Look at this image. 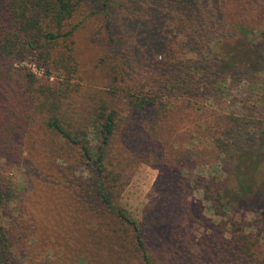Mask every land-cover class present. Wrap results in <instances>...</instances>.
I'll list each match as a JSON object with an SVG mask.
<instances>
[{
    "label": "rangeland",
    "instance_id": "obj_1",
    "mask_svg": "<svg viewBox=\"0 0 264 264\" xmlns=\"http://www.w3.org/2000/svg\"><path fill=\"white\" fill-rule=\"evenodd\" d=\"M108 1L113 6L102 10L99 0H81L67 21L66 30L72 33L61 46L71 55L66 61L75 67L70 77L46 67L35 54L14 62V69L32 75L38 84L62 88L61 113L71 124L88 118L97 106L115 113L102 175L104 180L117 172L125 175L113 204L139 224L154 264H264V73L249 81L242 75L226 77L192 95L177 90L176 95L161 97L154 91L157 87L167 93L175 83L172 77H182L175 66L192 72L188 66L208 59V54L179 47L183 38L178 37L182 27L177 31V14L170 4L162 6L158 12L165 47L152 61H160L158 56H165L169 47L175 65L155 84L151 61L140 55L145 31L134 20L147 6L137 11L131 3L132 12L130 4L122 8L123 0ZM204 12L216 23L215 33L228 31L218 22L236 27L232 37L207 45L210 55L223 59H217L222 64L231 53L249 64L253 53L244 51L240 41L264 45V0H206ZM109 39L117 47L109 45ZM113 74L116 86L132 88L154 106L137 111L130 94H109ZM97 123L90 118L77 136L90 154L98 145ZM37 131L34 125L23 139L30 154L22 164L0 167L5 263L112 264L113 255L117 264L126 258L131 264L133 257L139 263L132 240L127 239L124 248L116 244L118 226L104 214L93 191V166H85L81 153L59 138L41 139ZM206 187L223 215L203 198Z\"/></svg>",
    "mask_w": 264,
    "mask_h": 264
},
{
    "label": "trees",
    "instance_id": "obj_2",
    "mask_svg": "<svg viewBox=\"0 0 264 264\" xmlns=\"http://www.w3.org/2000/svg\"><path fill=\"white\" fill-rule=\"evenodd\" d=\"M80 1L0 0V164L14 168L28 158L30 149L25 146L23 139L34 130V125L37 126V136H40L41 139L44 137H49L51 140L59 138L63 145L81 153L80 159L85 166H93L91 171L93 170L96 174V185L93 191L102 204L104 214L110 215L118 226L116 244H120L124 248V242L127 239L132 240V243L135 244V251L139 254V263L137 264H154V261H151L147 255L144 242L141 240L139 224L113 204V200L124 186L125 175L123 172H117L115 175L106 176L105 180L102 175L106 147L114 131L115 113L107 110V107L97 106L98 108L95 107L91 110L88 118L71 124L70 120H64L61 113L63 111L62 88L57 90L48 84H38L32 75L22 74L13 67L14 62L30 60L31 56L35 54L36 59L46 67L59 70L63 72V76L70 77V74L75 71V67L66 61L72 60V58L66 53V47L61 44L64 45L65 40L72 33V31L66 30L67 21L74 17ZM122 2V8L125 9L126 4H130L129 9L132 12L134 11L132 4L137 11L140 10L139 7L142 8V5H146L148 8L137 13L139 17H135L134 20H137L145 31L146 45L144 44L140 55L145 60L151 61V71L157 76L153 81L155 84L161 76L167 75L169 67L175 65H172V53L169 47L166 49L165 56H158L160 61H152L154 56L159 55V51L165 47L163 19L161 18L162 14L158 12L162 6L170 4L177 14V31L182 27L178 37L183 38V43H180L179 47H183L188 52H196V54H208V59H197L191 66H188L194 73L190 72V69L183 70L179 69V66H175L179 72L181 71L182 77H172L175 83L172 90H167V93L163 92V88L157 87L154 91H157L159 96L176 95L177 90H180V94L184 92L183 94L192 95L202 86L206 91L208 85L217 80H224L226 77L234 79L242 75L241 78L249 81L254 74L264 73V45L262 42L245 41L246 43H244V40L240 41L244 51L248 50L253 53V60L249 64H242L241 57L230 55L231 53H228L225 63L222 64L218 61L223 59L210 55L207 45L215 40L221 41L225 36L226 39L232 37L236 27L231 22L227 26L218 22L219 26L228 27V35L224 32L215 33L216 23H212L209 13L204 12L206 0H123ZM99 3L102 10L113 6V3L108 0H99ZM109 25L110 23L107 22L106 31L108 34L111 33ZM240 26L246 29V27ZM109 45L117 47V43L112 39H109ZM194 74H197V78L193 80ZM20 78L24 81L17 84ZM110 78L108 88L109 94L112 96L117 92L130 94L135 99L134 108L137 111H141L144 106L148 108L154 106L153 101L145 100L147 97L135 93L132 88L116 86V74ZM139 91L141 93V90ZM97 109L100 111L95 112ZM90 118L93 120L95 118V121L98 122L96 125L99 139L93 154H90L88 146L77 137L78 134L84 133V128L88 126ZM29 147L35 148L33 144H30ZM28 166H31L30 162H28ZM27 174H30L28 170ZM2 179L0 177V184H2ZM195 184L199 186L198 183ZM3 188L0 185V210L3 201ZM209 190L211 189L206 187L203 198L210 203L216 214L223 215V213H217L215 205L218 206V200L212 196V191ZM199 224L202 226L201 223ZM96 238L95 235L91 240L87 239V241L90 240L87 243L88 246H91ZM111 240L113 242V238ZM5 243L0 226V264H6ZM111 259L110 263L117 264L116 255H113ZM129 260V258L124 259L122 264H126ZM131 264H135L134 257L131 258Z\"/></svg>",
    "mask_w": 264,
    "mask_h": 264
}]
</instances>
